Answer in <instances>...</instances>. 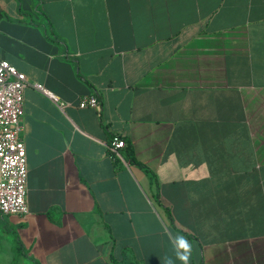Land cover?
Masks as SVG:
<instances>
[{
    "label": "crops",
    "instance_id": "obj_1",
    "mask_svg": "<svg viewBox=\"0 0 264 264\" xmlns=\"http://www.w3.org/2000/svg\"><path fill=\"white\" fill-rule=\"evenodd\" d=\"M0 59L29 170L0 264H183L177 236L190 264H264V0H0Z\"/></svg>",
    "mask_w": 264,
    "mask_h": 264
},
{
    "label": "built area",
    "instance_id": "obj_2",
    "mask_svg": "<svg viewBox=\"0 0 264 264\" xmlns=\"http://www.w3.org/2000/svg\"><path fill=\"white\" fill-rule=\"evenodd\" d=\"M27 76L9 61L0 59V214L24 215L29 212L28 191V155L27 147L21 136L22 119L25 114L24 90ZM37 87L45 92L41 85ZM51 95V94H50ZM100 100L95 95L84 96L81 108H97ZM65 105L64 102L61 103ZM125 146V140L119 135L111 140L109 148L120 156L119 149Z\"/></svg>",
    "mask_w": 264,
    "mask_h": 264
},
{
    "label": "trees",
    "instance_id": "obj_3",
    "mask_svg": "<svg viewBox=\"0 0 264 264\" xmlns=\"http://www.w3.org/2000/svg\"><path fill=\"white\" fill-rule=\"evenodd\" d=\"M115 137V135L112 137V139ZM121 138H123L125 140V146L123 147L122 151H121V155H123L124 159L127 160L128 162L130 163H133L135 165H138L140 167H143L145 168L146 170L150 171L151 173V170L142 162H140L137 157H136V154H135V149H134V146L132 144V141L128 138H124L122 136H119ZM111 139V140H112ZM120 152V151H119ZM113 156H115V158L118 160L119 157L117 154L113 153ZM167 210V213L169 215V218L171 220V223L174 225V219L171 215V211L169 208H166ZM23 251V247H22V244L21 242L19 241V239L17 240L16 244H15V252L17 254H20L21 252ZM117 264H122V263H119L117 262Z\"/></svg>",
    "mask_w": 264,
    "mask_h": 264
},
{
    "label": "clouds",
    "instance_id": "obj_4",
    "mask_svg": "<svg viewBox=\"0 0 264 264\" xmlns=\"http://www.w3.org/2000/svg\"><path fill=\"white\" fill-rule=\"evenodd\" d=\"M176 256L183 264H190V257L192 252V244L183 236H177L173 240ZM162 264H172V260L169 258L166 261H162Z\"/></svg>",
    "mask_w": 264,
    "mask_h": 264
},
{
    "label": "rangeland",
    "instance_id": "obj_5",
    "mask_svg": "<svg viewBox=\"0 0 264 264\" xmlns=\"http://www.w3.org/2000/svg\"><path fill=\"white\" fill-rule=\"evenodd\" d=\"M20 264H25V262L23 263V262H21Z\"/></svg>",
    "mask_w": 264,
    "mask_h": 264
}]
</instances>
